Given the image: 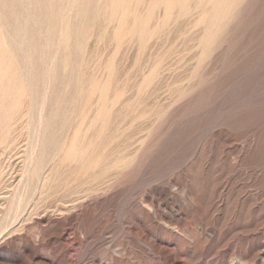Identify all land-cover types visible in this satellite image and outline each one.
Here are the masks:
<instances>
[{"label":"rangeland","instance_id":"374dc122","mask_svg":"<svg viewBox=\"0 0 264 264\" xmlns=\"http://www.w3.org/2000/svg\"><path fill=\"white\" fill-rule=\"evenodd\" d=\"M0 264H264V0H0Z\"/></svg>","mask_w":264,"mask_h":264},{"label":"bare ground","instance_id":"6f19581e","mask_svg":"<svg viewBox=\"0 0 264 264\" xmlns=\"http://www.w3.org/2000/svg\"><path fill=\"white\" fill-rule=\"evenodd\" d=\"M70 3H71V2H70ZM27 12H28V11H27ZM62 17H63V16H62ZM67 17H68V16H67ZM64 20H65V19H64ZM25 27H26V26H25ZM63 28H64V27H63ZM22 31H23V30H22ZM63 31H64V30H63ZM25 33H26V32H25ZM61 33H62V32H61ZM61 33H60V34H61ZM62 34H63V33H62ZM20 36H21V35H20ZM59 37L62 38V36H59ZM19 38H20V37H19ZM19 41H20V40H19ZM21 42H22V41H21ZM16 43H17V42H16ZM23 43H25V41H23ZM23 43H22V45H24ZM20 44H21V43H20ZM18 45H19V44H18ZM26 45H27V44H26ZM26 45H24V46H26ZM20 46H21V45H20ZM23 48H26V47H23ZM21 49H22V46H21ZM24 50H26V49H24ZM26 52H27V51H26ZM26 55H27V54H26ZM49 70H50V69H49ZM49 70H48V71H49ZM48 76H50V75L48 74ZM49 80H50V79H49ZM41 114H42V113H41ZM42 127H43V126H42ZM34 134H35V133H34ZM35 149H36V148H35ZM154 197H155V195H154ZM189 198H190V197H189ZM160 199H161V198H160ZM153 200H155V199H153ZM192 200H193V199H192ZM159 201H160V200H159Z\"/></svg>","mask_w":264,"mask_h":264}]
</instances>
